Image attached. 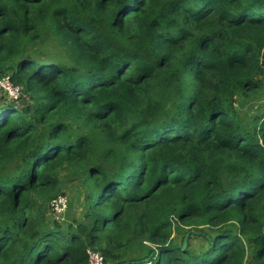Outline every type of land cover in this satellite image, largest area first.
<instances>
[{
	"label": "trees",
	"instance_id": "trees-1",
	"mask_svg": "<svg viewBox=\"0 0 264 264\" xmlns=\"http://www.w3.org/2000/svg\"><path fill=\"white\" fill-rule=\"evenodd\" d=\"M139 5L0 0V264H264V0Z\"/></svg>",
	"mask_w": 264,
	"mask_h": 264
},
{
	"label": "rangeland",
	"instance_id": "rangeland-1",
	"mask_svg": "<svg viewBox=\"0 0 264 264\" xmlns=\"http://www.w3.org/2000/svg\"><path fill=\"white\" fill-rule=\"evenodd\" d=\"M48 46L50 47L51 51H54L57 53L63 50L61 45L56 40L49 41ZM2 82L3 81H0L1 100H4V101L7 100L9 102L15 103V101L11 99L7 91L3 88ZM27 100L29 99L27 98ZM16 105H19V104L16 103ZM79 192H80V187L78 185L77 180L73 179V175H70L68 173L67 174L63 173L61 176V182H60L59 191L57 194L59 193L67 194L66 197L68 198V201L71 202V204H70L69 210L68 208L67 210L65 209L63 212H61V215H54V213L51 212L49 208H47L46 218L49 221V224H52V226H54L53 222L54 220H56L61 225L66 227V229H68L69 226L75 228L77 223L83 220L86 208L83 203L78 204V201L81 199ZM194 243L196 245L202 244V242L200 241H194Z\"/></svg>",
	"mask_w": 264,
	"mask_h": 264
},
{
	"label": "built area",
	"instance_id": "built-area-1",
	"mask_svg": "<svg viewBox=\"0 0 264 264\" xmlns=\"http://www.w3.org/2000/svg\"><path fill=\"white\" fill-rule=\"evenodd\" d=\"M1 81H3L2 86L7 91L11 99L14 101H18L20 98L19 87L14 86L8 77ZM68 206L69 201L66 195H59L56 198L52 199V201L50 202L51 211L54 213V215H61V212H63L65 209L67 210ZM87 254V264H107L100 252L89 249L87 251Z\"/></svg>",
	"mask_w": 264,
	"mask_h": 264
},
{
	"label": "water",
	"instance_id": "water-1",
	"mask_svg": "<svg viewBox=\"0 0 264 264\" xmlns=\"http://www.w3.org/2000/svg\"><path fill=\"white\" fill-rule=\"evenodd\" d=\"M189 236H190V234H187L186 237H185V241H184V244H183V250H185L186 247L188 246Z\"/></svg>",
	"mask_w": 264,
	"mask_h": 264
},
{
	"label": "snow or ice",
	"instance_id": "snow-or-ice-1",
	"mask_svg": "<svg viewBox=\"0 0 264 264\" xmlns=\"http://www.w3.org/2000/svg\"><path fill=\"white\" fill-rule=\"evenodd\" d=\"M137 4H138V6H142V5H139V0H137ZM132 10H136V9L134 8V9H132Z\"/></svg>",
	"mask_w": 264,
	"mask_h": 264
}]
</instances>
